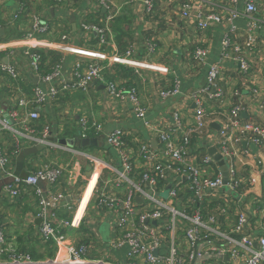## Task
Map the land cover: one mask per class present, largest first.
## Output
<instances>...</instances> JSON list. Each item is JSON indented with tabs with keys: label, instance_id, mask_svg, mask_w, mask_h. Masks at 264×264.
Wrapping results in <instances>:
<instances>
[{
	"label": "crops",
	"instance_id": "crops-1",
	"mask_svg": "<svg viewBox=\"0 0 264 264\" xmlns=\"http://www.w3.org/2000/svg\"><path fill=\"white\" fill-rule=\"evenodd\" d=\"M146 1L150 3L149 10ZM245 1L231 4L227 0H206L199 4L196 0H0V65H8L16 73L13 78L0 70V122L10 127L0 131V149L9 161L7 169L13 174L19 153L38 146L43 149L24 159L22 172H17L20 176L33 174L45 166L65 170L54 186L42 184L43 188L38 187L63 194L64 201L57 216L66 219L71 226L62 233L67 243L84 245L89 259L105 264L130 263V249L121 244V238L136 225L138 214L151 209L139 193L133 192L136 215L126 226L120 227L114 210L97 206V196L101 193L122 199L131 192L129 184L115 182L120 157L117 151L106 146V135L116 129L123 132V150L132 165L129 178L133 184H140L141 175L151 168L150 163L139 158L140 146L148 145L155 151L156 161L169 160L159 135L168 133L170 140L178 145L181 136L194 126L196 103L193 95L206 86L207 68L211 64L220 68L215 90L221 91V96L214 100L206 95L198 96L206 114L207 129L203 138L191 140L188 157L191 165L203 168L207 176L214 175L216 170L221 173V167L212 156L215 171L203 166L202 156L209 155L211 149L219 154L215 140L233 107L241 106V121L264 126V112L259 108L264 102V0L258 1L257 11L252 15L257 24L256 43L250 51H242V58L249 63L246 75L240 74L234 60H224L220 45L224 36H228L232 44H242L246 40L250 19L245 16ZM185 3L195 6L187 16L182 14ZM200 10L217 13L221 21L207 30H200L197 26ZM16 13L19 16L13 19ZM32 15L48 24L49 32L30 40L26 39V34ZM84 24L106 28L104 38L101 40L85 31ZM63 35L67 36L65 42L61 41ZM150 47L153 52H149ZM197 47L208 51L205 65H198L192 58ZM130 48L132 57L126 58L123 55ZM27 50L41 54L42 67L47 73L61 63L60 78L49 84L41 83L29 67L24 55ZM74 61L99 62L105 66L107 80L120 88H136L149 125L136 117L127 101L112 97L100 82L91 84L85 91L59 93L45 103L33 104V88L41 86L48 90L57 86L59 80L70 79ZM175 88V95L160 96L161 92ZM31 111L38 114V119L19 124L18 121ZM174 114L180 119L181 130H174ZM81 120L85 121L86 131ZM94 125H100L101 130L96 131ZM45 131L47 145L39 142ZM83 135L86 137L82 138ZM88 139L94 144L83 146L82 140ZM237 147L233 166L240 185L238 196L229 193L226 187L216 192L207 191L208 195L196 203L186 191V182L174 204L187 216L197 210L204 220L213 216L216 222L211 227L220 235L258 239L264 237V141L259 145L243 139ZM251 179L256 183L251 184ZM176 180L171 178L157 185L156 194L162 202ZM4 181L0 165V233L4 235V246L14 254L29 255L37 262L59 259L53 242H45L39 236L41 220L35 189L19 186L18 195L11 197L3 192ZM240 213L246 214L247 223L242 232L236 233L234 229ZM149 225L160 241L156 255L165 257L173 248L182 264H191L187 260L190 251L186 238L188 222L181 220L171 229L168 217L163 216ZM230 247L222 236L211 233L203 242L205 254L197 264H241L242 260L228 253ZM138 262L144 264L141 257Z\"/></svg>",
	"mask_w": 264,
	"mask_h": 264
},
{
	"label": "built area",
	"instance_id": "built-area-1",
	"mask_svg": "<svg viewBox=\"0 0 264 264\" xmlns=\"http://www.w3.org/2000/svg\"><path fill=\"white\" fill-rule=\"evenodd\" d=\"M206 0H196L199 4H204ZM231 4H235L238 0H227ZM258 1L260 0H246L245 1V16L250 19L248 24V34L246 40L242 44H232L228 36H224L220 42L222 49V57L225 59L230 58L237 63L240 74L246 75L249 70V63L242 58V51H250L256 43V36L254 30L256 29V22L252 18L257 11ZM148 10L150 9L149 1L145 2ZM195 7L193 3H185L182 6V14L187 16L192 8ZM23 9H20V12ZM18 13L13 16V19L18 18ZM109 22V19L107 20ZM221 17L215 12L199 11L197 14V26L200 30H207L212 25L219 23ZM82 28L85 31L94 33L102 40L107 32L106 28H100L96 25L84 24ZM49 32V25L43 23L39 16H31V26L26 34V39H34L35 36H43ZM66 35L61 36V41L65 42ZM232 55H231V53ZM149 52H153L149 48ZM132 49H128L123 56L126 58L132 57ZM24 55L29 60V67L33 73L38 75L41 83L49 84L54 79H59L61 74V63L55 64L51 67L50 71L44 75H40L41 55L37 52L30 50L25 51ZM207 49L197 47L192 53L193 60L198 65H205L207 59ZM206 76V86L197 91L193 98L196 103V111L194 118V126L191 127L185 134L181 136L180 144L176 145L170 140L168 133H161L159 140L164 146V153L168 157L167 162L156 161L158 155L155 151L149 148L148 145H142L139 148L138 156L144 162L150 163L151 168L141 175L140 184L135 185L129 178L132 172V165L129 163L127 156L124 153L125 139L123 132L116 129L106 135V146L118 152L120 157V170L116 171L115 182L117 185L127 183L131 186V192L126 198H115L104 195L101 193L97 196V206L99 208H106L114 210L118 216V224L120 227L126 226L130 220L136 215L135 201L133 192L139 193L144 199L150 210L144 211L137 215V223L131 229L124 232L121 238V244L128 245L129 258L131 259L128 264H140L138 257L143 259L144 264L165 263V264H182L176 257V251L171 248L166 256L155 255L156 250L160 247L159 238L155 235L150 227L151 221H157L163 216L168 217L170 228L174 229L179 221L184 220L189 223V228L186 230V238L190 246V251L187 256L188 263L197 264L205 254L203 252V242L207 241L211 233L222 236L225 241L231 245L228 248V253L234 257L239 258L241 264H261L264 263V237L258 239L250 238L249 236L242 235L237 239L227 235H220L214 231L212 224L216 220L213 216L203 219L199 210L194 212L193 215L187 216L184 212L178 211L175 204L183 193L185 183L186 191L190 193V198L193 202H200L208 193L207 191H218L223 188L228 189L229 193L239 195L240 185L236 179V172L233 166L234 156L238 154V144L240 140H249L255 144H261L264 141V126L254 125L243 122L240 119L241 106H235L230 111V116L226 117L223 126L218 130V136L215 140V146L221 157L228 165V182L223 185V177L216 169L214 161L211 156H202V165L215 171L214 175L207 176L203 173L199 166L191 165L188 160L191 140L193 138L201 139L205 135L207 124L205 121L206 114L202 110V103L198 99L200 95H206L209 100H214L221 96V91H216V81L220 74V68L217 64L208 66ZM0 70L7 73L9 76L15 78L16 73L14 69L8 65H0ZM105 66L99 62H82L74 61L72 63V71L70 79L59 80V84L55 87H50L48 90H43L41 86L33 88L32 103L40 105L49 99L58 96L59 93H74L85 91L95 82H100L105 86L106 91L114 98L127 101L131 106L137 118L144 121L145 125H149L145 121L146 110L141 105L136 88L130 87L129 89L120 88L115 82L107 80L104 75ZM177 93L175 88L173 91H163L160 93L162 98L171 97ZM235 96L238 93L234 94ZM21 104L24 105L23 102ZM259 108L264 112V102L259 104ZM16 118V115H13ZM174 118V130H181L180 119L176 114ZM28 119L37 120L38 114L31 111L27 112L25 118L18 121L19 124H25ZM83 130L86 131L85 121L81 120ZM96 131H100V125H94ZM10 129L5 122H0V131ZM13 130V129H12ZM47 131L43 133V139L40 140L41 144L47 145L49 142L46 140ZM83 135L82 138H85ZM0 165L3 168L4 185L3 192L16 197L18 195V187H33L35 190L38 206V217L41 220L39 228V236L45 241H52L59 251V259L56 261L37 262L34 261L29 255L12 253L11 250L4 246V235L0 233V264H105L102 261L89 259L87 256V248L84 245H72L67 243L62 231L71 226L66 219H60L57 216V211L64 201L63 194L51 193L42 190L38 187V183H43L45 186H54L64 176L65 170L62 167H50L37 170L33 174L27 175L25 178L15 176L10 172L7 167L9 165L8 159L2 154L0 149ZM171 178L177 180L170 186L168 190L167 199L162 202L157 194L156 187L158 184L168 182ZM251 184H255L256 180L251 179ZM264 188V186H263ZM175 202V204H174ZM247 223V216L240 213L238 222L235 226L234 232H242L243 227ZM243 252V253H241ZM220 255V254H218ZM6 257V258H3ZM4 259H6L4 261Z\"/></svg>",
	"mask_w": 264,
	"mask_h": 264
},
{
	"label": "water",
	"instance_id": "water-1",
	"mask_svg": "<svg viewBox=\"0 0 264 264\" xmlns=\"http://www.w3.org/2000/svg\"><path fill=\"white\" fill-rule=\"evenodd\" d=\"M61 143H63V142H61ZM81 143H82L83 146H87V145H93L94 141L88 139V140H82ZM39 149L42 150L43 147L38 146L36 148H27V149H23L19 153L18 157L16 158L17 167H16V173H14L15 176H18V177H21V178H25L26 177V175L20 176V174H18L17 172L18 171L22 172V164H23L24 159L27 156L35 154L36 151L39 150ZM208 154L210 156H212L214 161H216L218 163V165L221 167V174H222V177H223V180H222L223 181V185H226L227 182H228V171H227V166H226L225 160L219 154H216L215 149L209 150ZM42 184L43 183H38L39 187L43 188Z\"/></svg>",
	"mask_w": 264,
	"mask_h": 264
},
{
	"label": "trees",
	"instance_id": "trees-1",
	"mask_svg": "<svg viewBox=\"0 0 264 264\" xmlns=\"http://www.w3.org/2000/svg\"><path fill=\"white\" fill-rule=\"evenodd\" d=\"M97 40V39H96ZM43 54V53H42ZM41 55V54H40ZM44 56H45V54H43ZM42 58V57H41ZM124 71V70H123ZM40 72H42V73H47L44 69H43V67H42V62H41V66H40ZM48 72H49V70H48ZM110 81H112V80H110ZM128 87H132V86H128Z\"/></svg>",
	"mask_w": 264,
	"mask_h": 264
}]
</instances>
